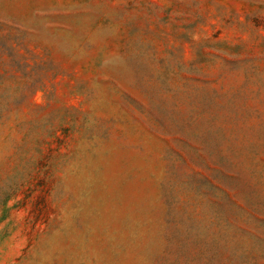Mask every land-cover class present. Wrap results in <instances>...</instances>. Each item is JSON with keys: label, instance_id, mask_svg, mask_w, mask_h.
Instances as JSON below:
<instances>
[{"label": "rangeland", "instance_id": "374dc122", "mask_svg": "<svg viewBox=\"0 0 264 264\" xmlns=\"http://www.w3.org/2000/svg\"><path fill=\"white\" fill-rule=\"evenodd\" d=\"M0 264H264V0H0Z\"/></svg>", "mask_w": 264, "mask_h": 264}]
</instances>
